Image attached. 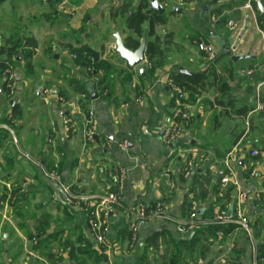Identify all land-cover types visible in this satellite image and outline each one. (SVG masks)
<instances>
[{
  "label": "crops",
  "instance_id": "crops-1",
  "mask_svg": "<svg viewBox=\"0 0 264 264\" xmlns=\"http://www.w3.org/2000/svg\"><path fill=\"white\" fill-rule=\"evenodd\" d=\"M236 1L228 0V3L234 4ZM242 1L239 0L240 4L237 6V10L242 15V26L245 27L248 23L249 28L254 26L258 30L245 32L232 42V46L237 44L234 56L241 57L233 61L231 55V62L225 65L227 69H223L221 63L212 64V60L208 59L207 55H202L196 61V65L187 67L185 64H177L158 67L150 76L146 74V70L141 75L139 70L130 68L119 57L124 61L127 70L135 73L134 82L142 87L141 92L135 95L128 90V100L125 102L110 101L109 98H101V95L97 94L95 99L91 98L86 105L87 112L91 110L95 116L91 125L94 133L91 142L85 144L83 142L85 115L80 113V108L72 105L70 114L73 116L69 122V117L65 116L63 111L59 115L57 113V105L62 102L58 97L48 98L36 92L35 100L27 107L22 106L25 100H21V96L18 98L15 93V97L7 100V103L0 102V206L4 205L0 208V264H35V260L47 262L44 249L53 244L58 245L57 241L50 243L49 240L48 245L41 246L42 251H35L32 248L33 239H29L25 234L41 225L43 227L44 221L40 226H36L34 219L27 215L21 217L20 212L13 213L3 202L4 193H6L5 201L10 198L15 205L25 200L29 206L30 199L37 200L38 197L46 199L44 211L51 218L45 225L48 229L52 227L47 231L48 233H59L58 236L61 238L59 245L67 240L75 246H80L76 239L81 233L82 237L96 248L97 243L90 231L87 214L76 205L63 206L61 184L68 185L74 194L94 198L113 189L125 201L112 207L106 221L104 236L108 244L101 248L105 260L97 262L95 255L86 254L81 257L83 264H134L145 251L153 250L154 247L148 246L147 240L162 229L168 230L176 240L183 241L191 236L193 231L185 235L176 232L175 219H185V214L181 211L182 202L196 194V191L190 192L194 172L208 173L210 181L206 197L201 199L197 195L192 209L196 212L203 209L205 215L216 214L218 218L224 201L217 199L233 183L232 198L238 191L246 194L244 214L251 225L255 241L257 244H263L264 250V195L261 198L259 195L264 182V114H260V109L253 108L256 104L259 108L264 106V31L260 27L264 24V20L260 22L250 17L246 22L247 12L241 8ZM7 3L8 0L0 2V11ZM136 3L137 1L134 0L132 5ZM171 6L169 5V8ZM205 7L200 6L199 2H194L190 15L187 16L188 25L183 29L205 37L215 36L210 45L215 53V45L219 44L224 48L226 40L224 36L215 34V25L209 20L208 9L205 10ZM195 8L198 12L193 19L191 16ZM10 9L15 11L17 7L12 5ZM172 16L177 18L180 14H167L166 17ZM122 23L124 24V18ZM164 25L157 26L156 33L159 35L170 33L172 42H176L177 35L174 30L170 28L171 30L166 31ZM229 26H232L231 23ZM123 29H125L124 25ZM126 31L125 37H121L125 44L126 36L133 35L131 31ZM181 35L182 41L183 37L187 38L186 33ZM143 38L146 40V35ZM200 40L202 38L198 39ZM34 42L36 43L35 40ZM196 47L201 54L198 46ZM38 51L36 43L31 58L38 59L43 55ZM247 53L250 56L243 57ZM16 63L19 67H24L25 60L20 57L17 58ZM80 66L89 77L84 62ZM220 66V71L214 69ZM179 68L191 73H206L210 69L214 70L227 82L230 90L225 98L232 105H218L216 100L225 98L213 86H206L196 101L183 104L187 107L191 118L182 137L173 145H165L159 133L173 114L175 106L170 104L172 98L177 95L165 82L170 73L177 72ZM230 69L233 78L236 75V80L228 79ZM14 78L15 82H20L19 77ZM0 79L2 84L1 76ZM238 82H241L240 85ZM181 96L187 98L186 93H182ZM14 105L17 113L12 112L11 108ZM245 106L249 109L247 114H249L250 126L247 131L244 126L247 114L243 116L233 112L234 108ZM9 112L15 117L8 119ZM79 117L80 119L76 120ZM122 145H125V148H122ZM233 149L236 160L232 164L233 176L224 182L223 177L227 174L224 160ZM252 151H256L257 154L252 156L250 154ZM189 160L193 162L194 171L190 177L181 179V170ZM239 161L242 163L239 164ZM115 163L125 171L124 177L117 184L108 176L110 166ZM54 169L59 181L48 175L53 174ZM219 183L221 191L215 195L213 189ZM12 190L15 194L10 197ZM256 194L259 195L258 200L255 198ZM140 204L154 207L156 211L139 226L135 239L129 243L128 213ZM28 206L21 208L22 211L29 210ZM228 206L225 208L226 211ZM36 209L41 208L37 206ZM62 209L69 219L67 222L61 221L62 224L56 229L58 224L52 219H62L63 214L60 211ZM159 213H163L164 217L157 216ZM237 233L243 236V242L239 240L244 250L240 256V263L253 264L251 246L244 232L236 229L234 235ZM167 244L160 242L156 249H161L163 253L166 248L171 250L172 246ZM230 248L229 243L220 244V238L216 237V240L210 242L208 249L210 264H226L225 258ZM50 252L55 253L56 250ZM148 253L150 254V251ZM182 253L184 258L187 257L186 252ZM162 257L161 255L159 258ZM199 264H206V261H201ZM259 264H264V253Z\"/></svg>",
  "mask_w": 264,
  "mask_h": 264
},
{
  "label": "rangeland",
  "instance_id": "rangeland-1",
  "mask_svg": "<svg viewBox=\"0 0 264 264\" xmlns=\"http://www.w3.org/2000/svg\"><path fill=\"white\" fill-rule=\"evenodd\" d=\"M8 1L9 3L0 11V44L7 36H13L21 40L34 39L38 44V52L43 53V55L38 57V59H29L30 67L27 68L19 67L16 62L11 61L12 67L9 68V70L11 69L10 75L12 78L19 77L20 82H15L14 78V84L9 86L10 91L8 93L2 92L0 102L7 103V100L15 97V93H17L18 98L21 96L20 99L25 100L22 106L29 107L32 101L35 100L36 92H39L38 94L42 93V95L48 98L51 96L60 98L62 102L57 105V113L59 115V113L63 111L65 116L69 117L71 120V116H73L70 114L73 108L72 105L78 106L80 100L81 104L87 108L86 105L88 103V101L84 99V96L77 91L76 84L74 85L72 82L74 79L77 80L78 84H83L88 91L95 90L98 80L103 79L100 83V86L104 89L101 93V98L107 97L110 101L123 100L124 102V100H128V90L135 95L141 92L140 88L142 87L134 82L135 73H132L133 75H131L130 80L127 79L130 71L127 70L124 61L120 60L114 47V33L119 32L120 36L124 38L127 31L123 29V17L118 16L112 18V9L120 4L121 1L124 2L125 0H64L65 2L63 1V3L61 0L58 4L51 3L52 1L47 0ZM194 2H199L200 6L207 7L209 18L214 16L216 20L223 19L226 21L225 24H220L219 26L212 22L213 25H215V34H219L221 37L224 36L226 43L224 48H221L219 44L215 45L216 51L214 50L215 53L211 60L212 64L213 62L221 63L223 65L222 68L227 69L225 65H229V62H231L230 56L235 55L237 49V44L232 46V42L245 32L258 30L254 26L249 28L248 23L247 28L242 26V15L241 12L237 10V6L240 4L239 0L234 4L228 3V0H172L166 3L164 7L166 9V16L168 14L169 5L180 6L184 11L181 12L180 16L177 18L174 16L169 18L166 17L164 30L168 31L173 29L177 37L175 39L176 42L164 46V59L161 61L160 67L177 64H185L187 67H191L192 65H196V61L201 58L202 55H207L205 52V54H200L197 51V43H195L194 40L195 38H202L201 35L183 29V27L188 25L186 23L188 21L187 16L190 15V10ZM59 4H61V7H59ZM12 5L17 7L15 11L10 9ZM197 12L198 9L196 8L192 11L191 17L193 19ZM208 16L206 18H208ZM209 20L211 21V19ZM230 23L232 25L231 27L229 26ZM238 32H240V35ZM184 33L187 34V38L183 37L182 41L180 38L182 36L181 34ZM211 37L210 35L206 37L208 40L207 44L209 45H211L212 41L215 39V36L211 35ZM72 48L81 51L78 57L81 62L84 56L93 58L95 72H87L89 77L78 63L80 62L78 58L71 59V55L73 54L71 52ZM17 54V58H20L19 53ZM55 55L56 58L54 57ZM98 61H105L109 67L105 70L96 69L95 64ZM140 67L144 70L147 68L146 60L137 67H134V70H139ZM234 68H236V66ZM214 69L220 71L221 66ZM234 79H237L236 75ZM86 83H88V85ZM240 83L241 82H238V85H240ZM1 86L0 79V87ZM52 92L54 93L52 94ZM9 113L12 114V112ZM80 113L85 115L86 118L87 111L80 108ZM12 117L14 118L15 115L13 116L12 114ZM54 173L57 175L55 169ZM40 198L41 197H38L37 200L30 199L28 202L29 206L25 200L20 202L22 204L17 203L16 205L11 199L8 201L4 199L3 202L7 204L8 208L11 209L13 213L17 214L20 212L22 214L21 217H26L27 215L31 219H34L33 222L36 226H40L42 221H47L48 223V220L51 218V216L44 211V207L47 204L46 199ZM63 204V206L66 205L65 203ZM2 206L4 207V205H1L0 208ZM26 206H28L29 210L23 212L21 208ZM37 206L42 210L36 209ZM60 211L63 214L62 219H52V221H56L58 224L56 229L62 224L61 221L67 222L69 219L64 209ZM34 215L35 217H33ZM41 227L42 225L36 229H32V232L25 234L26 237L32 239L31 236L41 233L39 232ZM51 228H45V233L51 230ZM58 235V232L54 233L49 237L50 241L48 240L50 243L57 241L58 245L55 246L53 244L47 249H44L45 253L52 250H56V252H50L53 255L51 258H46L47 262L35 260V264H83L84 261L81 255L68 258L63 247L67 241L59 245L61 238ZM233 238L242 240L243 242V236L238 233L234 235ZM76 241L80 242V246L86 245V241L81 233ZM69 243L73 244L72 242ZM46 244L49 243L47 242ZM160 250L161 249L156 248L149 250L153 258L151 264H167L166 262L168 260L166 261L159 258L163 254V251ZM39 251L42 250L39 249ZM225 260H227V258H225ZM226 264H228L227 261Z\"/></svg>",
  "mask_w": 264,
  "mask_h": 264
},
{
  "label": "trees",
  "instance_id": "trees-1",
  "mask_svg": "<svg viewBox=\"0 0 264 264\" xmlns=\"http://www.w3.org/2000/svg\"><path fill=\"white\" fill-rule=\"evenodd\" d=\"M3 0H0V2ZM52 1V0H47ZM132 1L134 0H125L124 2L120 3L119 5L115 6L114 9H112V18H116L118 16L124 18V28L126 30L131 31L133 35H127L126 36V46L130 49H135L141 39H143V36L146 35L145 40V58L147 63L146 74L152 75L155 70L160 67L161 61L164 59V46L169 45L172 42V35L170 33L165 35H159L156 33V27L159 25H164L166 23V14H159L156 10L149 9L148 8V2L150 0H135L137 3L133 6ZM160 3L163 5V3L171 2L172 0H159ZM231 1V0H230ZM244 1V0H243ZM242 1V2H243ZM56 4L55 2H51ZM231 3V2H230ZM168 14H173L174 12H170L168 10ZM217 26L220 24H225L226 21L223 19H218L214 22ZM261 29L264 31V24L260 25ZM134 36V37H133ZM202 40L208 41L205 36H201ZM198 39L195 38V43H197ZM36 47V43L33 39L29 40H21L18 38H15L13 36L7 37L3 39V42L0 44V76L2 77V86L0 87V91L4 93H8L10 91L8 83L9 78L8 74L10 73L11 69V61L16 62L18 54L20 55L21 59L25 60L24 67H30L29 65V59L34 54V48ZM201 53L203 51L199 50ZM71 52L73 54H76L77 57L80 56V52L77 49L72 48ZM204 53V52H203ZM202 53V54H203ZM91 54V53H90ZM80 62L81 60L78 58ZM96 69L105 70L109 66L105 61H98L96 64ZM144 70V72H145ZM230 69L227 77L229 80H233V73ZM132 75V72L128 74L127 79L130 80V77ZM170 77L173 79L176 86L182 88V93H186L187 98L184 99L182 96L178 97V94L174 96L171 100L170 106H174L176 102H179L181 104L184 103H193L196 101L197 97L201 94V92L206 88V86H213L218 93L222 95V97H226L229 93V86L227 82L220 76L215 73L214 70L210 69L206 73H184V72H171ZM138 78L140 76L138 75ZM14 79V78H13ZM103 81V79H99L98 83L96 84L95 90L92 92H89L86 87L83 84H78L77 80H72L74 85L76 84L77 91L84 96V99L89 101L92 98V94L101 95V93L104 91V89L100 86V83ZM181 93V94H182ZM127 101L124 100V102ZM218 105H225L230 104V101H227L225 98L224 100H216ZM78 106L84 110L87 111V108H85L80 100L78 102ZM254 108V106H253ZM251 108V109H253ZM13 113H17L16 105H14L12 108ZM249 111L248 108L245 107H237L234 108L233 112L237 115H246ZM260 114H264V112L260 111ZM183 178L182 172H181V179ZM221 178H219L220 180ZM209 174L204 172H194L192 176V188L191 191H196L195 196L192 198L188 197V199H184L181 205V211L182 214H185L186 219L189 218V216L193 213V202L197 195L200 196L201 199H204L208 192V185H209ZM221 184L219 183L216 185L213 189V192L215 195H217L221 189ZM234 188L233 183L224 191L222 195L218 197V201H224V204L222 205V210H226L225 208L233 202L232 198V190ZM113 190V189H111ZM190 190V189H189ZM15 194V191H10L9 196L12 197V195ZM17 194V193H16ZM260 198L262 195H264V182L262 184L261 191L259 193ZM6 198V193L3 194V199ZM10 199V198H9ZM147 214L150 212L153 214L155 212V208L147 206L146 207ZM197 214V218L201 221L196 224L191 231L192 235L189 238L182 240H176L174 239L168 230L162 229L157 234H154L148 238V246L157 248L159 246L160 242H165V244H170L171 250L166 248L164 250V253L162 254L163 260H168L167 264H199V262L206 261V264H210V259H208V252H209V245L210 242H213L216 240V232L220 231L222 233V237L220 238V244L229 243L231 241L229 254L227 256V263L228 264H241L240 263V256L243 253V247L240 245L239 240H236L235 238H232L234 236V233L237 229V224L233 221H225L221 222L216 218H213V215H205L204 212L201 214ZM88 219L90 217L89 212L87 213ZM47 221H42L43 227L40 228L38 234H34L31 236L32 239L35 240V243H32V248L35 251H39L41 246L43 244H46L49 240V237L52 236L51 233L46 232V223ZM47 224V223H46ZM251 226V225H250ZM190 231V232H191ZM189 232V233H190ZM188 233V234H189ZM255 237V236H254ZM127 239L130 243L132 241L131 232L129 230V233H127ZM232 239V240H231ZM255 239V238H254ZM67 241V240H66ZM86 241V240H85ZM167 242V243H166ZM80 244V242H79ZM167 244V245H168ZM169 246V245H168ZM64 249L66 251V254L68 255V258H73L76 255H95L96 261L100 262L103 259L105 260V257L102 256V247L99 246L97 248L92 247L88 241H86V245L84 246H74L73 244L67 243L64 244ZM255 247H256V259L257 263L259 264V260L263 257V244L258 243L255 241ZM186 252L187 257H183L182 252ZM53 254L50 252L45 253V256L47 258H51ZM103 260V261H104ZM152 258L148 251H145L140 257L134 262V264H151ZM184 261V262H182Z\"/></svg>",
  "mask_w": 264,
  "mask_h": 264
},
{
  "label": "built area",
  "instance_id": "built-area-1",
  "mask_svg": "<svg viewBox=\"0 0 264 264\" xmlns=\"http://www.w3.org/2000/svg\"><path fill=\"white\" fill-rule=\"evenodd\" d=\"M56 4L60 3L61 0H52ZM64 0H62L63 3ZM66 1V0H65ZM64 1V2H65ZM256 0H244L242 3L241 8L247 12L246 15L252 17L254 20L263 21L264 19H260V11L257 9L256 6ZM264 3V0H262ZM61 7V4H59ZM166 6V3H163V7ZM245 15V16H246ZM211 22H215L216 19L214 16L210 17ZM208 41L200 40L197 41V46L199 50L205 52L207 54L208 59H212L214 56V53L212 51V48L209 44H207ZM76 54L71 55V59H77ZM82 62H84V66L86 67V70L88 72H95L94 65H93V58H89V56L82 59ZM9 83L8 86L11 84H14V79L8 74ZM166 85L169 87L174 94H181L182 88L175 85L173 79L168 76L166 78ZM258 96V94H256ZM173 107V114L171 118L168 120V122L163 126V134L161 135V140L165 145H173L176 143L179 138L182 137V134L185 130L186 125L188 124L191 116L189 114V111L187 107H185L183 104L176 102V105ZM259 105H254V110H258ZM252 113V111L250 112ZM249 114L245 116V128L246 131L248 130L250 126L249 122ZM94 113L91 110H88L87 116L85 118V128L83 133V142L88 143L92 141L93 138V130L91 129V125L94 121ZM7 118H12L10 113H7ZM69 122L71 120L69 119ZM122 148H125V145H122ZM235 149L230 151L227 155V157L224 160V167L227 171L226 176L223 177L224 182H227L228 179L233 176V169L232 164L236 161L233 152ZM252 156L256 155V151L250 152ZM194 171V165L191 160L187 161L185 165L183 166L181 172L183 177L187 178L190 177L192 172ZM124 169L118 165V164H112L109 169L108 176L111 181H113L115 184L119 183L122 178L124 177ZM51 178L59 181V178L56 176L55 173L48 174ZM255 198L258 200L259 195L256 194ZM233 214L231 217H226V210H222L220 212V215L218 216V220L221 222L225 221H233L237 224V229L244 232L245 237L248 241V243L251 246L252 250V260L253 264H257L256 259V247H255V239L253 235V230L249 224V221L247 220L245 214H244V203L246 200V194L243 191H238L236 196L233 198ZM61 200L66 205H76L78 206L83 212L86 214L89 212L90 217L88 219L90 231L93 234L94 240L97 243V247L101 246L104 248V246H107L108 242L105 239L104 231L106 228V221L109 217L110 210H112V207L118 206L121 204V198L119 194L111 190L107 192L106 194L100 195L98 198H94L93 196H87V195H81V194H74L70 187L65 184H61ZM156 211V210H155ZM129 217L130 221L128 222V227L131 232L132 239H135L136 232L138 231L139 226L147 220L152 213L150 212L147 214L146 207L142 204L136 206L133 210L129 211ZM195 213V210L193 209V213L189 216L188 219H175L176 221V232L182 235L188 234L193 227L198 224V222H201ZM217 238L222 237V233L220 231L216 232ZM32 243H35V240L32 241ZM231 241H229V244ZM96 247V248H97Z\"/></svg>",
  "mask_w": 264,
  "mask_h": 264
},
{
  "label": "water",
  "instance_id": "water-1",
  "mask_svg": "<svg viewBox=\"0 0 264 264\" xmlns=\"http://www.w3.org/2000/svg\"><path fill=\"white\" fill-rule=\"evenodd\" d=\"M256 6L257 9L260 11V19H264V3L262 2V0H256ZM148 8L149 9H153L156 10L159 14H163L165 13V8L163 7V5L160 3L159 0H150L148 2ZM207 9V7H205V10ZM170 12H174L175 14H180L182 12V8L180 6H176L173 5L169 8ZM245 20L246 22H248L249 20V16L246 15L245 16ZM245 28H247V24L245 26ZM114 38H115V52L118 54V56L124 60L126 62V64L130 67V68H134L137 67L138 65H140L143 61L146 60L145 58V39H141L139 45L135 48V49H130L126 46V44L124 43V41L122 40L119 32H115L114 33ZM250 54H245L243 57H249ZM241 56H231V59L233 61H236L238 59H240ZM56 58V55H55ZM178 71L180 72H184V73H188L190 74L191 72H189L186 69L183 68H179ZM144 72V69L142 67L139 68V73L142 75ZM39 93V92H37ZM54 92H52L53 94ZM181 94H178V97H180ZM97 96L96 94H92V99H95ZM13 101L10 102V104H12ZM261 111H264V106H261L260 108ZM79 118H77L76 120H79ZM70 125L68 124L67 127H69ZM163 134V130L160 131L159 135ZM64 141V139H63ZM242 161H239V164H241ZM121 201H125L123 198H121ZM203 212V209L198 210V214H201ZM233 214V204H230L227 208L226 211V217H231ZM157 216L159 217H164L163 213H159L157 214ZM217 215L214 214L213 218H216ZM164 228V227H162ZM192 235V233H191Z\"/></svg>",
  "mask_w": 264,
  "mask_h": 264
}]
</instances>
